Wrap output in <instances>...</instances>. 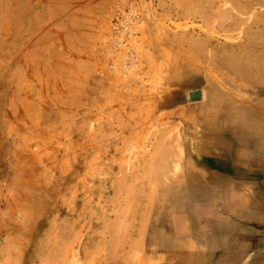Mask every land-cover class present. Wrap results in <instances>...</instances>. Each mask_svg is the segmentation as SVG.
I'll return each instance as SVG.
<instances>
[{
    "label": "rangeland",
    "instance_id": "rangeland-1",
    "mask_svg": "<svg viewBox=\"0 0 264 264\" xmlns=\"http://www.w3.org/2000/svg\"><path fill=\"white\" fill-rule=\"evenodd\" d=\"M223 92L264 111V0H0V264H264V140L189 128Z\"/></svg>",
    "mask_w": 264,
    "mask_h": 264
},
{
    "label": "bare ground",
    "instance_id": "bare-ground-1",
    "mask_svg": "<svg viewBox=\"0 0 264 264\" xmlns=\"http://www.w3.org/2000/svg\"><path fill=\"white\" fill-rule=\"evenodd\" d=\"M253 3V1H252ZM252 62V61H251ZM255 63V62H254ZM256 64V63H255ZM251 64H249V67ZM259 68L258 66H256ZM240 69V68H239ZM252 69V68H250ZM258 70V69H257ZM263 70V69H262ZM261 70V71H262ZM242 72V71H240ZM258 72V71H257ZM260 72V70H259ZM238 75V74H237ZM243 75V74H242ZM245 75V74H244ZM263 75V74H261ZM247 77V76H246ZM239 78V77H238ZM243 78V77H242ZM241 79V78H240ZM245 80V77H244ZM240 81V80H239ZM241 83V82H239ZM243 83V82H242ZM223 90V89H222ZM240 90V89H239ZM217 91V90H216ZM215 91V92H216ZM220 91V90H218ZM221 93V92H220ZM220 93H217L220 95ZM224 93V92H223ZM226 93V92H225ZM224 93V94H225ZM222 94V93H221ZM223 94V95H224ZM220 98V102L218 104L213 105L211 102L204 103L201 105L197 111L195 112V115L192 119L191 126L189 128L192 129L193 133L200 132L204 133L205 140L210 143L211 145H214L215 151H228L229 156L231 157V160H234L240 165H243L244 167H252L254 164L253 162L248 161V158L250 156L251 152L246 151H260L261 146L259 143L256 144L257 138H261L264 140V111L255 108L254 113H248L245 112L246 107L244 105H241L237 107L236 103L237 97L229 95V93H226L224 97ZM244 96V95H242ZM209 98V97H208ZM243 104V103H242ZM254 105H256V102H254ZM253 105V106H254ZM263 106V105H262ZM254 110V109H253ZM264 110V109H263ZM189 123V122H188ZM247 124V125H245ZM197 136V135H196ZM191 137V136H190ZM199 137V136H198ZM202 139V138H201ZM244 139L251 140L252 145L247 149H245L241 145V141ZM204 140V141H205ZM193 141V140H192ZM191 141V142H192ZM203 141V140H202ZM230 142V144H229ZM254 142V144H253ZM194 143V142H193ZM194 145V144H193ZM230 147V148H229ZM263 148V147H262ZM211 149V148H210ZM207 149V147L203 148L202 151H213ZM192 150V149H191ZM193 152V151H192ZM207 154V153H206ZM254 154V153H253ZM197 155V154H196ZM263 155V154H262ZM215 165V164H214ZM233 167V166H232ZM230 169V168H229ZM225 170V169H224ZM264 170V169H263ZM232 171V170H231ZM257 171V170H256ZM259 172V171H258ZM248 174H251V172H247ZM192 174V173H191ZM262 174V173H261ZM218 175V174H217ZM263 175V174H262ZM195 175H193V178ZM216 177V175H215ZM214 177V178H215ZM247 177V176H246ZM190 178V177H189ZM180 179V178H179ZM236 180V179H235ZM231 182V181H230ZM177 184V183H176ZM225 184V183H224ZM226 185V184H225ZM240 185V184H239ZM238 186V185H237ZM164 188V187H163ZM174 188V187H173ZM193 190V189H192ZM195 190V189H194ZM205 190V189H204ZM165 191V190H164ZM256 191V190H255ZM225 192V191H224ZM259 192V191H258ZM227 193V192H226ZM256 192H254L255 194ZM260 193V192H259ZM175 195V194H174ZM177 195V194H176ZM249 195V194H248ZM174 198V197H173ZM172 198V199H173ZM215 198V197H214ZM229 198V197H228ZM216 199V198H215ZM174 200V199H173ZM225 200V199H224ZM226 201V200H225ZM184 203V202H183ZM261 203V202H260ZM229 204V203H228ZM231 204V203H230ZM235 205V204H234ZM233 205V206H234ZM237 205V204H236ZM165 206V205H164ZM163 207V206H162ZM177 207V206H176ZM175 207V208H176ZM237 207V206H236ZM159 209V208H158ZM212 209V208H211ZM160 210V209H159ZM164 210V209H163ZM169 210V209H168ZM176 210V209H175ZM187 210V209H186ZM222 210V209H221ZM150 212V210H149ZM160 212V211H159ZM162 212V211H161ZM165 212V211H164ZM168 212V211H167ZM185 212V211H184ZM234 213V212H233ZM238 213V212H237ZM257 213V212H256ZM166 212L164 213V215ZM168 214V213H167ZM171 214V212H170ZM210 214V213H209ZM228 214V213H227ZM187 215V214H186ZM195 215V214H194ZM180 217V216H179ZM182 217V216H181ZM193 217V216H192ZM165 218H167L165 216ZM197 218V215H196ZM174 219V216H170L169 220L165 223H162V226H168L171 225V221ZM165 220V219H164ZM167 220V219H166ZM157 221V220H156ZM194 221V220H193ZM259 222V220H257ZM195 222V221H194ZM183 223V222H181ZM173 225V224H172ZM155 226V225H154ZM207 228V227H206ZM178 229V228H177ZM181 229V227H180ZM156 230V229H155ZM174 230V229H173ZM154 231V230H153ZM179 231V230H177ZM176 231V232H177ZM185 232V231H184ZM154 233V232H153ZM175 233V232H174ZM162 234V233H161ZM161 234L159 235V238L157 239V243L161 244ZM164 234V233H163ZM153 236V235H152ZM157 236V235H155ZM174 236V235H173ZM176 236V235H175ZM153 238V237H152ZM167 238V237H166ZM173 239V237H171ZM177 239V238H176ZM154 241V240H153ZM164 241V240H163ZM170 241V239L168 240ZM166 242V240H165ZM200 244V243H199ZM170 248V247H169ZM163 250V249H162ZM169 250V249H168ZM167 250V251H168ZM172 250V248H171ZM175 250V249H174ZM193 250V249H192ZM177 251V250H176ZM176 251H168V255H175ZM182 251V250H181ZM158 252V251H157ZM184 252V251H183ZM196 253V252H194ZM197 254V253H196ZM189 255V254H188ZM200 256V255H198ZM180 257V256H179ZM177 257V258H179ZM188 257V256H187ZM204 258V257H203ZM197 259V258H196ZM206 259V257H205ZM172 260V259H170ZM176 262L181 259H175ZM182 261V260H181ZM186 261V259L184 260ZM188 261V259H187ZM185 263H188V262ZM178 263V262H177ZM176 263V264H177ZM182 263V262H181ZM192 263V262H191ZM190 264V263H188ZM201 264V263H200Z\"/></svg>",
    "mask_w": 264,
    "mask_h": 264
},
{
    "label": "water",
    "instance_id": "water-1",
    "mask_svg": "<svg viewBox=\"0 0 264 264\" xmlns=\"http://www.w3.org/2000/svg\"><path fill=\"white\" fill-rule=\"evenodd\" d=\"M190 99L193 101L198 100L199 99V93L198 92H192L190 94Z\"/></svg>",
    "mask_w": 264,
    "mask_h": 264
}]
</instances>
